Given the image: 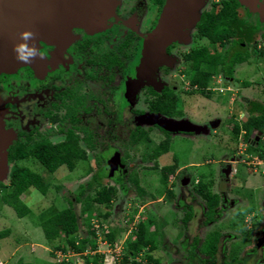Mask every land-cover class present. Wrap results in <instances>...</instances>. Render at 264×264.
<instances>
[{"label": "flooded vegetation", "instance_id": "obj_1", "mask_svg": "<svg viewBox=\"0 0 264 264\" xmlns=\"http://www.w3.org/2000/svg\"><path fill=\"white\" fill-rule=\"evenodd\" d=\"M85 1V8L79 11L76 5L81 4L82 0L73 1V6L72 2H68L69 9L63 8V14H71L72 21H69L71 23L83 22L85 18L95 24L106 20L107 24H110L107 31L101 33L95 31L94 33L91 30L92 26L87 27L85 31L73 27L71 32L79 36V39L75 41L74 47L64 52L59 46H51L40 38V42L35 44L43 54V58H36L27 66H24L22 62H17L10 68H1L0 209L6 208L10 212L13 210L12 206L4 202L2 197L11 188V172L17 162L10 160L11 151L17 146H30L33 142L40 140V136H45L50 141L52 135H62L64 139V134L59 131L60 123H53L51 117L57 115L61 118L66 114L67 105H70L73 100L70 96L72 95L82 102L76 116L86 128L92 131L95 145L93 152H95L98 132L89 127V116L104 115L109 118L113 112L109 94H117L119 88L117 89L116 85L119 82L124 83L125 81L126 83L127 78L131 77L132 81L129 83L131 85L125 99L131 106L126 112V124H122V127L119 126L118 129L117 125L109 129L110 132H107L106 138L101 141L112 146L114 151L110 159L105 160L104 157H100L105 161L111 177H114V173L124 170L126 179L129 168H135L140 184L142 181H140V175L144 178L142 172L145 169L154 165L159 171L164 166L175 167L166 179L164 190V197L169 200L167 203L173 211L172 217L167 220L166 229L178 231L177 225L180 223L184 237L180 240L181 232H179L175 235L177 241L175 243V241H170L172 235L169 231L166 230L167 238V235L162 232L165 229H156L154 232L150 230L154 236L161 233L163 244L167 243L165 246L162 245L169 252L167 257L174 254L175 257L170 259L173 261L171 264H264V126L261 129L253 127L250 132L244 128L246 123H253V120L264 116V83L262 86L259 84L258 89L252 90L254 83L252 84L249 80L240 81L236 76V68L252 63L254 58L264 57V0L248 2L245 0H184L187 2L186 7L204 4L199 18H194L191 24L182 30L169 31L168 35L164 33L166 40L159 47L154 48L159 60L154 61V65L150 61L145 66L147 69L141 65V58L144 57L145 52L144 41L155 31L161 11L169 0ZM224 1L232 2L235 6L237 19L232 24L235 34L223 43L211 42L200 33L199 24L202 23L204 14L217 13ZM107 9L109 14L106 13ZM54 14L57 17L63 16L59 10ZM133 17L136 18L135 21ZM68 27H61L60 34H54L62 36V32L66 28L69 29ZM110 35H116L119 38L118 40L114 38L115 42L109 47ZM175 35L180 39L168 41L169 37ZM58 36L47 34L50 39ZM186 36H188V43L184 45L181 41ZM201 49H206L211 56L219 55L217 62L201 60L198 64L200 71L211 72L205 87L192 83V78L196 73L192 56ZM64 55L67 61L71 59L66 71L56 69L59 68L58 62L65 60ZM228 60H231L230 63ZM224 65L231 66V74L226 73L223 69ZM43 68H45L44 72L47 77L51 78L49 87L52 90V100L42 116L52 126L42 132L38 127L39 122L33 118L35 126L25 131L26 125L30 122L28 109L31 108L33 102L40 101V97L44 95V91L39 92L40 88L46 85L44 81H39L37 86L31 84L35 72L38 73ZM52 68H54L53 72L56 71L55 73H50ZM260 70L263 71L264 67ZM69 71L75 76L69 75L71 82L62 84L61 80L66 83L67 80H64L63 76L68 78ZM38 76L43 77V74L40 73ZM223 83L227 85L222 86ZM82 88H85V91H81ZM169 92L172 94L171 98L176 100L175 111L177 113L168 115L155 111L153 108L156 102L167 99L166 95ZM217 92L221 94L218 100ZM227 94L229 98L226 99L225 104H222L229 108V117L226 118L229 121L225 123L221 132L228 135L225 140L230 153L223 156L218 166H214L198 178L191 169L201 168L200 163L180 164L176 158H173L172 162L162 164L159 158L169 150L151 158L155 147L160 143H169L170 149L171 133L193 137L196 133L209 130V135L217 134L219 125L222 123L217 117L208 119L207 124L202 127L193 126L184 120L188 118L187 112L183 109L185 103L182 98L190 100V97H195L197 101L193 107L190 103L187 104V107L194 109L197 106L205 108V104L213 99L221 103L225 100L223 96ZM203 99L207 102L205 103ZM178 104L182 105V109L178 107ZM60 109L64 110L61 116L58 111ZM83 146L85 151H91L84 144ZM27 161L23 159L17 163L33 170ZM97 162L99 163L100 159H97ZM140 164L141 166H138ZM253 178L256 179L254 185L250 182ZM200 181L207 184L211 195L218 199L216 206L212 209L207 207L205 200L196 190ZM245 186L250 187V192L244 191ZM35 190L38 191L31 187L23 193L32 197L34 196L32 192ZM127 191L128 188H126ZM244 193L247 196H244ZM188 212L193 214L190 216ZM119 228L121 230L118 233L121 235L115 233L116 239L118 238L119 242L129 241L130 235H125L128 234V230ZM97 230L95 228L96 235ZM113 231L114 228L109 230L105 227V234ZM212 235L218 239L217 248L212 254H206L202 251V245ZM6 237L0 238V246ZM116 239L109 242L110 248L116 246ZM236 240L239 243L244 242L245 245L239 247L238 250L231 249L230 243ZM156 241L159 242L157 238ZM154 250H157V243ZM179 250L183 253L181 259L176 255ZM147 251H149L148 248ZM153 258L161 264V259L154 256ZM135 259L141 263L138 256ZM169 262L163 259L164 264H169Z\"/></svg>", "mask_w": 264, "mask_h": 264}, {"label": "rangeland", "instance_id": "obj_2", "mask_svg": "<svg viewBox=\"0 0 264 264\" xmlns=\"http://www.w3.org/2000/svg\"><path fill=\"white\" fill-rule=\"evenodd\" d=\"M10 4L15 8V12L18 13L19 19H15L16 17L12 14H14V11L7 12L4 11L3 20H0L6 22L7 19L14 20L15 22H20L18 28L21 30L25 29H32L35 31V33H45L48 35H52L54 37L58 36L54 33L60 34L58 31V28L60 29L61 25H65L66 22L72 21L71 14H65L62 17H56L55 20L58 21L56 26L48 27L43 26L42 31L39 29L41 28L38 24L35 26L32 21H30L25 16L27 15V11L23 12L24 9L32 8V13L35 14H42L43 11H47V8L52 7L54 4L52 1L48 2H42L40 3V0H22L17 3L15 0H8ZM72 2L75 0H60L61 3L66 4L68 2ZM199 1V0H198ZM246 2L250 0H245ZM85 0H82L81 4L78 3L76 5L77 11L81 10L82 8H85ZM186 1L184 0H175L171 1L166 4V7L161 11L160 17L155 25V31H153V34H150L151 36L147 37L144 41L145 45V52L144 57L141 59V65L146 68V64H149L150 61H152V65H154V61H158L157 57V51L154 49L155 47H159L160 44L164 43V40H166L167 33L183 29L187 26H189L194 18L198 19L199 15L204 8V4H196L195 6L186 7ZM73 6V5H72ZM54 8V7H53ZM22 10V11H21ZM106 13H110L109 10H106ZM140 15V14H139ZM36 17H39L37 15ZM42 17V16H41ZM55 16H53L54 18ZM67 18V21L65 19ZM133 21L136 20L135 17H133ZM27 20V21H26ZM86 20V21H85ZM83 22H76L77 24H71L69 25V29H65L62 32V36H58L57 38H49L46 36V40L43 39L46 43H48L51 46H59L62 52L67 51L70 47H74V43L76 40L79 39V36L73 35L71 32V29L73 27L81 28L85 31L87 27H91V30L95 33H101L103 31L108 30V25L106 20L101 23H93L88 18ZM30 24V25H29ZM56 27V28H55ZM64 27H67L66 25ZM0 25V48H13V45L17 43L16 39L15 41L13 38H16V36H12L4 30ZM54 29V31H52ZM56 29V30H55ZM139 29V28H138ZM140 30V29H139ZM41 31V32H39ZM61 31V30H60ZM69 32V33H68ZM161 33V34H160ZM72 34V36H71ZM159 34V35H156ZM163 34V36H162ZM7 36L9 38H7ZM71 36V37H69ZM257 36V34H255ZM118 40V36L116 35H110L108 38L109 47L115 42L113 39ZM19 39V38H17ZM180 39L179 37L172 36L168 38V41ZM183 39V38H182ZM37 42H40L38 39ZM167 42V41H165ZM182 44L187 45L188 43V36L184 38L183 41H181ZM74 49V48H73ZM180 51V50H178ZM7 54V53H6ZM9 57H12L14 55L13 50L11 53L7 54ZM53 55V54H52ZM66 55V54H65ZM65 55L63 56L65 59ZM74 59V58H73ZM72 59V60H73ZM155 59V60H154ZM1 60V59H0ZM71 60V59H70ZM66 59L64 61H59L58 66L62 71H66V68L68 67L70 62ZM231 60H228V63H230ZM154 62V63H153ZM35 63V62H34ZM81 63V61L79 62ZM24 66H27L28 63H23ZM3 68H10L8 65L1 64ZM11 66V65H10ZM260 66L264 67V57L260 56L257 58H254L253 62L250 64H244V66L236 68V76L239 78L240 81L243 80H249L253 84L252 90H256L259 87V84L262 86L264 83V70H260ZM46 68V67H45ZM36 73L33 78L34 86H37L39 81L45 82L46 85L40 88L39 92L44 91L43 97H40V101H36L35 103L31 105V108L28 109V117H29V123L26 125L25 131H29L30 129H33L35 126V122L33 120L37 119L39 122V129H41L42 132H45L46 130L50 129L52 126L47 119L43 118L42 113L49 107V103L52 100V90L50 89L51 84V78L47 77L44 70ZM36 70V68H34ZM71 70V69H70ZM5 71V70H4ZM3 71V72H4ZM7 71V70H6ZM54 71V68L50 71L52 73ZM1 72V71H0ZM56 72V71H55ZM53 72V73H55ZM42 73V76H38V74ZM74 75L73 72L69 71V74L67 75L68 78H65L63 76L64 80L66 79L67 84L71 82V78L69 75ZM64 75V74H61ZM180 78L178 77V81ZM131 77L127 78V81L125 83L119 82L117 84V94H109L112 104H113V112L112 115L109 116V118H106L104 115H91L89 116V127L93 129V131L98 132V139L97 141V149L95 152L86 151L87 153V159L85 161H78L75 170L70 171L67 167L62 166L59 169H57L54 173H48L41 165L38 163L37 160L30 158L27 161V164L32 168L34 171H36L38 174H40L43 179L47 182H49L50 188L47 191L46 194H41L39 191H34L32 194L34 196L28 197L26 194L21 195V200L23 203H26L27 207L30 209V213L27 216L18 217L14 210L10 212V210H7L6 208L0 209V230L5 229L6 227L9 228L10 233L7 235L6 239H3L2 245L0 246V264H61L56 263L54 261L55 257L56 259H62L64 258L65 261H73L75 259V254L73 252H68L67 254H62L59 252H56L55 246L59 245L62 241L60 239H54V240H46L44 237L43 232L41 231V228L39 226V223L52 215L55 212H58L59 210L66 207L67 202L65 199H73L75 200V197L78 195L79 192H83V195L81 196V200L84 199L87 195H93L94 191L100 186V185H116L118 188V192L116 197L114 198L113 202L111 203L110 208H106L104 206L100 207L101 214L105 213L106 211L110 212L109 216L107 218H99L97 216V213L95 211H87L83 217H80L79 223L81 228V235H86L88 227L84 224V222H88L91 226H94L98 232V236H93L92 239H95V242L97 244V250L99 255H102V263L103 264H122L121 260L124 254V247L125 245L121 242H119L116 239V246L114 245V248H110L109 241L105 239V227H107L109 230L113 228H123L125 230H131L132 226L135 228V225L139 223L142 220H145L147 217H150V219L153 220V225L151 224L150 230L153 232L157 230H163L166 235V228L168 227V219L172 217L173 211L170 208V205H168V201L164 197V190L165 186L162 185L160 181V171L157 169H145L144 172V178L140 175L141 179V186L145 191V196L143 199L140 197H137L135 193L132 191V187L130 184L126 183L125 176H124V170L118 171L114 173V177H111L110 171L108 170L107 166L105 165V161L102 160L101 157H104L105 160L108 158L110 159L112 153H113V147L108 146L104 143H102L101 140L103 138H106L107 132L109 133V129L113 128L114 125H117V129L119 126L122 127V124H126V112L129 110V106L127 101L125 99L127 98L128 89L131 84ZM124 84V88L123 85ZM120 85V86H119ZM222 85V84H221ZM227 85V84H226ZM223 85L222 86H226ZM92 88H94L93 85ZM119 86V87H118ZM241 86V84H240ZM261 89V88H259ZM81 91H85V88H82ZM236 91V90H235ZM234 91V92H235ZM246 92V91H244ZM38 93V92H37ZM218 95L217 100L221 96L218 92L216 93ZM116 95V96H115ZM47 96V97H46ZM50 97V98H49ZM225 98L224 101L218 102L215 99L210 101L209 103H206L205 99L203 101L206 103L205 108L202 106H197L194 109H191L187 107L190 103V106L193 107L196 104L195 97H190V100L183 99V103H185V106H183V109L187 112L186 116L188 119L186 120L187 123L193 125V126H205L207 124V120L217 117L221 119L222 123L219 125V129L217 131V134L209 135V130L203 131L200 133L194 134L193 137L188 136H182L178 133H171V143H170V149L168 152H166L164 155H162L159 158V161L162 164L169 163L173 161V158H176L180 164H187V163H197L201 164V168H193L191 169L192 172L196 177L199 178L201 174H206L209 169H212L214 166H218L219 162H221V159L223 156L228 155L230 153V150L228 149V143L225 140L228 138V135L223 132H221L222 128L225 127V123H227L229 120H226L227 117H229V108L228 106L224 105L227 101L226 99L229 98L228 94L227 96H223ZM49 98V99H48ZM127 103V104H126ZM224 103V104H222ZM126 104V105H125ZM204 105V104H203ZM131 107V106H130ZM178 107L182 109V105L178 104ZM60 116L63 115L64 110L60 109L58 110ZM125 111V112H124ZM56 112V111H55ZM54 113V111H53ZM185 118V117H184ZM179 120V119H178ZM127 127V125H125ZM129 126V125H128ZM57 127V124H56ZM128 128V127H127ZM228 129V128H227ZM14 135V134H13ZM63 140L62 135H52L51 141L52 142H59ZM158 141V140H157ZM80 145L84 148L83 143L80 142ZM101 156V157H100ZM97 159H100V162H97ZM6 162V159H5ZM138 166H141L138 165ZM128 169V168H127ZM131 168H129V171ZM128 171V170H127ZM137 171V170H136ZM141 172V171H140ZM117 178L116 180H113ZM144 179V180H143ZM256 180V179H255ZM255 180H250L252 182V185L255 184ZM258 180V178H257ZM259 182V181H258ZM251 185V186H252ZM130 188L126 192V188ZM250 187L245 186L244 191L246 193L250 192ZM246 193H244V196H247ZM28 194V193H27ZM229 197V196H228ZM80 202H77L75 205V208L77 212L79 213L80 209ZM192 212V211H191ZM188 214L191 216L193 213ZM228 224V221H227ZM98 227H96V226ZM105 226V227H104ZM171 228V227H170ZM180 228V229H179ZM177 230H167L169 231L171 236V242L176 241V236L181 232V226L180 223L177 225ZM124 230V231H125ZM183 232V231H182ZM181 232V234H182ZM119 236L121 234L117 233ZM179 234V239H183L184 235ZM125 235H130V240H133L134 237H132V234L128 233ZM157 235L156 238L159 242H157V250L152 251L151 253L147 251V247L143 248V252H141V255L139 254L138 257L141 259V264H148L146 259H142V255L145 253H149L150 255H153L154 257H157L158 259H161V264L163 263V259L167 260L168 262L170 259H173L172 257H175L174 254H171V257L168 256V250L165 249V245L167 243L163 244L162 235L161 233L155 234ZM161 237V239H160ZM168 238V235H167ZM178 238V237H177ZM129 239V238H128ZM63 243V242H62ZM174 243V244H175ZM163 245V246H162ZM245 243H239L238 240L232 241L230 243L231 249L238 250L239 247L244 246ZM204 246V243L202 247ZM116 253L119 255L118 259H116ZM56 256L54 257V255ZM92 252L90 255H93ZM181 253L180 250L176 254L179 259H181ZM75 255V256H74ZM58 257V258H57ZM137 257V256H136ZM165 257V258H164ZM177 258V257H176ZM81 260V258H79ZM173 263V261H170L169 264ZM126 264H130L128 261ZM230 264V263H226Z\"/></svg>", "mask_w": 264, "mask_h": 264}, {"label": "trees", "instance_id": "obj_3", "mask_svg": "<svg viewBox=\"0 0 264 264\" xmlns=\"http://www.w3.org/2000/svg\"><path fill=\"white\" fill-rule=\"evenodd\" d=\"M236 19L237 13L235 11L234 4L232 2L224 1L217 13L212 12L203 15L202 23L199 24L200 33L207 37L211 42L223 43L235 34L232 30V24ZM218 58L219 55L211 56L206 49H201L199 52H195L192 59L194 60L193 68L196 69V73L192 78V83L205 87L208 83V77L211 72L208 73L200 71L198 69V64L201 60L205 62H217L219 60ZM228 66L229 67L224 65L223 69L227 74H231L232 68L230 65ZM171 95L172 94L169 92L166 95L167 99L157 101L153 109L157 112H162L168 115L176 114V100L171 98ZM70 96L73 100L70 105H67L68 110L66 114H64L61 118L57 115H53L51 117L53 123H60L59 131L64 134V139L60 142L53 143L47 137L40 136V140L33 142L30 146H17L16 149H13L10 153V160L12 162L33 158L37 160L48 173H54L62 166H65L68 170L73 171L75 170L78 161L87 159V153L80 145V142L93 152L95 148L94 137L92 131L86 128L82 124L80 118L76 116L82 102L78 99V97H72V95ZM65 105L66 104L64 103V106ZM69 123L70 125H68ZM263 126L264 116L258 118L257 120H253V123H246L244 128L250 132V129L253 127L261 129ZM168 150L169 143H160L155 147L151 158H153V156L157 157ZM17 162L11 172V188L8 192L4 193L2 197L4 202L12 206L18 217H23L29 215L30 209L20 200V195L31 187L37 189L44 195L49 190L51 184L45 181L38 173ZM174 168L175 167L170 165L164 166L160 169V181L162 185H166V179ZM150 169H157V166L154 165ZM125 181L128 185L130 184L132 191L137 195V197L143 199L145 191L140 186L138 173L135 168H132L127 173ZM128 190H130V188ZM196 190L205 200L209 209L216 206L218 199L217 197L211 195L207 184L200 181ZM117 192L118 188L116 185H100L94 191L93 195H87L83 200L80 199L83 192H79L75 197V200L65 199L67 202L66 207L53 213L39 223L41 231L47 241L60 239V241L63 242L55 246L56 252L62 254L73 252L76 255L73 261H65L64 258L60 260L56 259L55 254L54 261L56 263L103 264L101 261L103 257L102 255H99L97 252L90 255V253L87 252L95 251L97 248L95 239H92L93 236H96L94 226H91L87 221L84 222V224L87 225L88 230L86 235L82 236L79 219L80 217H83L87 211H95L99 218H107L110 212L106 211L101 214L100 207L104 206L106 208H110ZM77 202L81 203L79 213L75 208ZM152 223L153 220L150 219V217H147L145 220L137 223L136 228L133 229V240H129L125 243V251L121 260L122 264H126L128 261L130 264H141L137 262L135 258L143 252V248L147 247L149 249L148 252L155 249L157 243L155 237L156 235L154 236L149 229ZM120 230V228H114L113 232L104 235L105 239H107L110 243L113 242L117 237L115 233H118ZM9 233L10 230L6 227L0 231V238L6 237ZM217 241V237H213L212 235L209 239H206L202 251L206 254H212L217 248ZM85 251L87 253H85ZM148 252L142 255V259H147L148 264H158V260L154 259ZM78 258H81V260Z\"/></svg>", "mask_w": 264, "mask_h": 264}, {"label": "water", "instance_id": "obj_4", "mask_svg": "<svg viewBox=\"0 0 264 264\" xmlns=\"http://www.w3.org/2000/svg\"><path fill=\"white\" fill-rule=\"evenodd\" d=\"M15 1H17V3H18V2H20L22 0H15ZM48 1L49 0H40V3H42V2L44 3V2H48ZM50 1H52L54 4L52 5V7L47 8V11H43L42 12V14H41L42 17L40 16V14H37V15H39V17H36L37 15L35 16V14L32 13V8L23 10V12L27 11V15L25 17L28 18L30 21H32L33 24L35 23L34 24L35 26H37L36 24H38L41 27V28H39L41 31L43 29V26H48V27H52V28L54 26H56V24L58 22V21L55 20L57 15H55L54 13H56V11L59 10L61 15H62L64 13L63 8L67 7L66 9H69L68 8L69 7V3L63 4V3L60 2V0H50ZM70 3H71V1H70ZM52 10H54V12H52ZM4 11H7V12H11L12 11V13L14 11V14H12V15H14L16 17L15 19H19L20 18L18 13L15 12L16 11L15 8L10 4V2L8 0H0V16H1L2 20H3ZM63 15H65V14H63ZM53 16H55V17L53 18ZM70 23L71 22L66 23L65 25L69 26ZM72 23L76 24L75 22H72ZM19 24H20V22H15L14 20H10V19H7L6 22L0 20V25L3 28H5L4 30L9 32V34H11L12 36H16V38H13V40L15 41V39H16L17 42H19V39H17V38H19L18 37V33L23 30V29L21 30L20 28H18ZM65 25H61V27H64ZM61 27H60V29L58 28V31L61 30ZM28 29H30V28H28ZM41 31H39V32H41ZM52 31H54V29ZM55 34H56V32H55ZM46 36H47V34H45V33H42V32L40 34L37 33L36 40L33 41L32 43H36L38 41V39H40V38L43 40V39L46 38ZM7 38H9V37L7 36ZM11 51H12L11 48H9V49L8 48H0V55H3V57H0V59L2 58L0 60V71L2 70L1 68H3L1 66V64H4L5 66L8 65L9 67H12L17 62H19V61H17L15 59V55H12V57H9L7 55L8 53H11ZM110 164H111V166H113L111 161H110Z\"/></svg>", "mask_w": 264, "mask_h": 264}, {"label": "clouds", "instance_id": "obj_5", "mask_svg": "<svg viewBox=\"0 0 264 264\" xmlns=\"http://www.w3.org/2000/svg\"><path fill=\"white\" fill-rule=\"evenodd\" d=\"M18 37H19V42L15 43L12 48L13 53L15 55V59L17 61L22 62V63H31L36 58H43V54L41 53L39 48L36 46L35 43H32L33 41L36 40V37H37V34L33 30L31 29L22 30L18 33ZM136 225H135V228H136ZM133 229L134 227L132 226V229L129 230L128 233H130L131 231L133 232ZM125 242H126L125 240L122 241L124 245H125ZM97 248L95 251H87V252H89L90 254L92 252L93 253L98 252ZM87 252L85 251V253Z\"/></svg>", "mask_w": 264, "mask_h": 264}, {"label": "built area", "instance_id": "obj_6", "mask_svg": "<svg viewBox=\"0 0 264 264\" xmlns=\"http://www.w3.org/2000/svg\"><path fill=\"white\" fill-rule=\"evenodd\" d=\"M97 227V226H96ZM119 255L116 253V259H118Z\"/></svg>", "mask_w": 264, "mask_h": 264}]
</instances>
